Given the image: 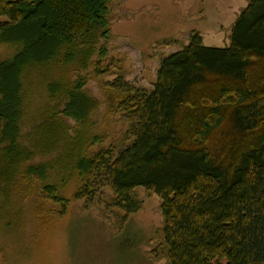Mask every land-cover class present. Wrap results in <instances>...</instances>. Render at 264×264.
I'll return each mask as SVG.
<instances>
[{
  "label": "trees",
  "instance_id": "1",
  "mask_svg": "<svg viewBox=\"0 0 264 264\" xmlns=\"http://www.w3.org/2000/svg\"><path fill=\"white\" fill-rule=\"evenodd\" d=\"M111 1L0 0V200L20 210L38 189L64 215L70 200L48 183L58 166L78 177L74 199L107 187L126 215L142 207L136 189L157 195L153 254L167 264H264V0H249L226 47L193 32L151 90L100 80ZM111 115L127 125L120 145H106Z\"/></svg>",
  "mask_w": 264,
  "mask_h": 264
},
{
  "label": "rangeland",
  "instance_id": "2",
  "mask_svg": "<svg viewBox=\"0 0 264 264\" xmlns=\"http://www.w3.org/2000/svg\"><path fill=\"white\" fill-rule=\"evenodd\" d=\"M249 0H112L111 38L101 81L119 75L133 86L151 90L162 58L183 49L199 32L205 46L226 47L232 27ZM6 18H0L4 21ZM11 55L0 45V59ZM99 83L89 88L98 94ZM99 120H102V109ZM106 145H120L127 125L109 116ZM56 155L37 157L33 164L55 161ZM48 183L60 187L70 200L60 215L58 204L35 193L22 197L20 210L0 200V264H167L153 251L162 241L161 200L144 188L136 189L141 209L133 214L108 206L112 191L99 187L95 198L74 199L80 183L62 167L54 166ZM36 188H38L36 186ZM155 253V252H154ZM153 255L156 257H153Z\"/></svg>",
  "mask_w": 264,
  "mask_h": 264
},
{
  "label": "crops",
  "instance_id": "3",
  "mask_svg": "<svg viewBox=\"0 0 264 264\" xmlns=\"http://www.w3.org/2000/svg\"><path fill=\"white\" fill-rule=\"evenodd\" d=\"M177 52V51H176ZM174 53V52H173Z\"/></svg>",
  "mask_w": 264,
  "mask_h": 264
}]
</instances>
